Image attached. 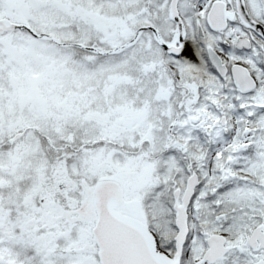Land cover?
Returning a JSON list of instances; mask_svg holds the SVG:
<instances>
[{"label": "snow or ice", "instance_id": "6c2138e0", "mask_svg": "<svg viewBox=\"0 0 264 264\" xmlns=\"http://www.w3.org/2000/svg\"><path fill=\"white\" fill-rule=\"evenodd\" d=\"M0 264H264V0H0Z\"/></svg>", "mask_w": 264, "mask_h": 264}]
</instances>
